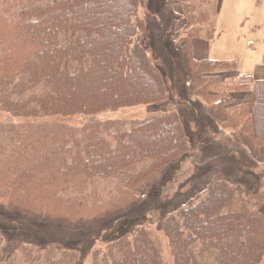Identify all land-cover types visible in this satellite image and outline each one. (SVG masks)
Returning a JSON list of instances; mask_svg holds the SVG:
<instances>
[{"label":"trees","instance_id":"obj_1","mask_svg":"<svg viewBox=\"0 0 264 264\" xmlns=\"http://www.w3.org/2000/svg\"><path fill=\"white\" fill-rule=\"evenodd\" d=\"M219 1L209 21L213 0H167V6L182 7L188 22L181 39L188 83L219 125L264 159V79L250 73L221 79L219 73L237 70L235 60L192 56L193 39L213 35ZM139 2L0 0V113L11 118H0L1 210L38 225L92 227L131 206L140 190L144 194L188 150L175 110L150 114L106 136L91 124L84 140L49 121L167 98L163 77L140 44L146 23ZM238 92L252 93V111L234 103ZM118 176L116 195L94 187L95 179ZM263 202L243 186L214 182L164 216L162 235L151 223L131 227L94 250L89 264H169L165 248L173 264H260ZM56 243L23 245L19 260H5L75 264V251ZM2 246L0 237V259Z\"/></svg>","mask_w":264,"mask_h":264},{"label":"rangeland","instance_id":"obj_2","mask_svg":"<svg viewBox=\"0 0 264 264\" xmlns=\"http://www.w3.org/2000/svg\"><path fill=\"white\" fill-rule=\"evenodd\" d=\"M44 1L27 0V3ZM139 1L138 12L146 23L140 44L160 71L167 87V98L157 103L120 107L94 117L49 118V121L54 126L66 127L67 133L73 132L74 137L84 140L91 124L99 127L98 135L106 136L110 131L129 126L150 114L175 110L188 139V150L169 164L160 178L146 187L144 194L140 190L131 206L119 209L92 227L66 223L38 225L29 218L0 209L3 242L0 264H7L12 258L19 260L17 252L23 245L34 243L41 248L49 241L72 248L77 255L75 264H89L94 250L103 248L108 241L138 225L151 223L162 235L161 224L167 213L177 210L217 181L243 186L255 201H264V159L253 156L246 141L234 138L223 129L189 86L186 57L181 47L188 22L182 7L177 3L167 6V0ZM197 12L195 10L194 14ZM207 13L209 21L215 19V0ZM196 39L209 41L202 37ZM248 94L252 96V93ZM0 118L11 119L1 113ZM94 134L97 135L95 131ZM119 178L95 179L93 184L100 191H115ZM162 242L166 247L164 237ZM14 249L17 251L11 254ZM6 258L10 260L6 261ZM165 259L173 264L167 248ZM17 264L24 262L20 260ZM260 264H264V257Z\"/></svg>","mask_w":264,"mask_h":264},{"label":"crops","instance_id":"obj_3","mask_svg":"<svg viewBox=\"0 0 264 264\" xmlns=\"http://www.w3.org/2000/svg\"><path fill=\"white\" fill-rule=\"evenodd\" d=\"M263 54L264 0H220L211 39L192 41V56L197 60L207 56L237 62L236 71L219 73L221 79L247 73L264 79ZM248 93L238 92L232 96L234 103H244L252 111L254 98Z\"/></svg>","mask_w":264,"mask_h":264}]
</instances>
